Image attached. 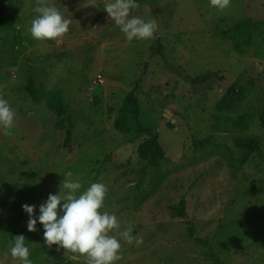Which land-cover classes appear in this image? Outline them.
Instances as JSON below:
<instances>
[{
    "label": "rangeland",
    "instance_id": "1",
    "mask_svg": "<svg viewBox=\"0 0 264 264\" xmlns=\"http://www.w3.org/2000/svg\"><path fill=\"white\" fill-rule=\"evenodd\" d=\"M107 2L45 0L71 24L64 37L38 41L30 33L37 0H9L0 97L16 115L11 129L0 126V264H19L10 254L16 235L25 236L32 264H86L49 248L39 224L41 204L59 193L67 172L82 185L77 195L105 184L102 211L121 225L114 234L131 225L143 240L137 246L118 236L115 264H264V0H231L223 11L210 0H136L130 17L158 25L138 41L127 40ZM120 41L129 64L116 72ZM210 70L223 77L198 79ZM135 85L140 111L126 136L113 118ZM68 126L74 141L66 149ZM143 126L156 132L162 158L139 156L151 137ZM237 138H257L260 149L238 147ZM25 204L36 206L34 232Z\"/></svg>",
    "mask_w": 264,
    "mask_h": 264
},
{
    "label": "clouds",
    "instance_id": "2",
    "mask_svg": "<svg viewBox=\"0 0 264 264\" xmlns=\"http://www.w3.org/2000/svg\"><path fill=\"white\" fill-rule=\"evenodd\" d=\"M230 2L210 0L211 6L221 11L228 8ZM137 6L136 0H110L104 6L128 41L151 39L158 28L155 19L145 21L140 17H130V11ZM34 11L38 15L31 21L30 33L35 40H58L68 33L71 21L65 19L57 7L47 5L45 0H37ZM15 115L9 102L0 97V126L11 129ZM71 176L72 173L67 172L59 193L49 194L47 201L40 206L39 222L44 227V241L49 248L58 245L67 250L66 254L71 252L86 257V264H115L121 259L122 245L118 236L129 244L135 241L137 246L143 240L131 235V225L114 234L121 225L115 214L102 211L108 191L105 184L93 183L77 195L82 185L67 179ZM22 207L29 214L28 230L36 231V206L25 204ZM25 240L24 235H16L10 254L19 264H32L30 248Z\"/></svg>",
    "mask_w": 264,
    "mask_h": 264
},
{
    "label": "trees",
    "instance_id": "3",
    "mask_svg": "<svg viewBox=\"0 0 264 264\" xmlns=\"http://www.w3.org/2000/svg\"><path fill=\"white\" fill-rule=\"evenodd\" d=\"M8 4H9V0H0V24H1L2 18L4 16V13H5V10ZM154 34L156 35V32ZM138 40L140 39L134 38V41H138ZM220 72H221L220 70H210L207 75L198 76V79L202 80L206 76H209L212 74L218 77H223V75H221ZM29 86H30V95L32 99L34 101H38L40 99V95L38 94V89L36 85L34 84V82L31 81ZM136 91H137V85H135L131 91L126 93L121 107L116 111L114 118H113L115 128L121 134L126 135V136L131 135V132H132L131 120L134 116H137L140 111V101H139V97L136 94ZM51 105L54 107H61L60 104H56V103H51ZM142 128L144 132L150 133L151 137L147 140L142 141L139 144L138 146L139 156L143 160L148 161V162L155 161L159 158H162L165 154V151H164L163 146L158 140L156 132L153 131L152 128L147 127V126H143ZM73 141H74V134L72 132V126H68L66 128V137H65L64 144H63L64 148L66 149L71 148L73 145ZM235 144L238 147H243L249 150L257 151L260 149V143L257 138H248V139L237 138L235 139ZM248 158H249V154L245 153L241 158L238 159V161L240 162V164H244L245 162H247ZM180 209L182 210L181 216L187 217L184 200H182ZM39 224L41 223L39 222ZM189 232L192 236L195 234L194 228L192 226H190ZM198 241L209 245V242L205 239L198 238Z\"/></svg>",
    "mask_w": 264,
    "mask_h": 264
},
{
    "label": "crops",
    "instance_id": "4",
    "mask_svg": "<svg viewBox=\"0 0 264 264\" xmlns=\"http://www.w3.org/2000/svg\"><path fill=\"white\" fill-rule=\"evenodd\" d=\"M127 44L126 41H120L117 45H115L114 47L118 50L117 52L119 53V55L113 54V62H116L119 66L117 67V71L116 72H120L121 70H125L127 68V65L129 64V55H127V51L125 48V45ZM130 45V47H132L131 43H128ZM131 57V55H130Z\"/></svg>",
    "mask_w": 264,
    "mask_h": 264
},
{
    "label": "built area",
    "instance_id": "5",
    "mask_svg": "<svg viewBox=\"0 0 264 264\" xmlns=\"http://www.w3.org/2000/svg\"><path fill=\"white\" fill-rule=\"evenodd\" d=\"M100 80H101V81H105V79H104V78H102V77H100Z\"/></svg>",
    "mask_w": 264,
    "mask_h": 264
}]
</instances>
